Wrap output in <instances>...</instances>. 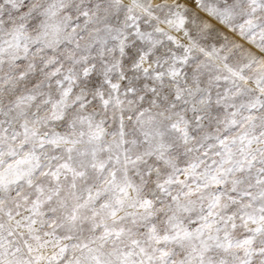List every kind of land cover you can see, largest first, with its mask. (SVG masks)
I'll use <instances>...</instances> for the list:
<instances>
[{
  "label": "snow or ice",
  "instance_id": "1",
  "mask_svg": "<svg viewBox=\"0 0 264 264\" xmlns=\"http://www.w3.org/2000/svg\"><path fill=\"white\" fill-rule=\"evenodd\" d=\"M0 264H264V0H0Z\"/></svg>",
  "mask_w": 264,
  "mask_h": 264
}]
</instances>
